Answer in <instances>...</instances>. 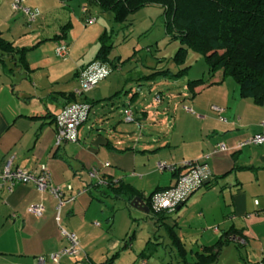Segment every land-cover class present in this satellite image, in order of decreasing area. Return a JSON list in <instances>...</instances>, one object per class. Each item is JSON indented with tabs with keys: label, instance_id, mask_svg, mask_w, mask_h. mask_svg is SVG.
Returning a JSON list of instances; mask_svg holds the SVG:
<instances>
[{
	"label": "crops",
	"instance_id": "obj_1",
	"mask_svg": "<svg viewBox=\"0 0 264 264\" xmlns=\"http://www.w3.org/2000/svg\"><path fill=\"white\" fill-rule=\"evenodd\" d=\"M14 1L0 0L2 36L16 46L33 48L39 42L32 46L16 43L15 37H22L27 31L17 24L16 18L26 15L21 10H13ZM22 4L37 12L35 22L39 15H52L60 8L58 0H24ZM27 55V71L30 72L33 69ZM74 79L78 80L77 77ZM191 79L196 78L188 80ZM204 79L206 81L192 90L188 88L187 80L183 86L182 109L176 103L171 111L167 105L162 115L155 110L149 117L151 111L131 107L134 98L128 96L120 111L126 122L135 121L139 126L138 112L143 118H151L146 135L133 137L129 129H120L106 113L98 116L103 123L97 125L94 120L87 124L88 112L87 119L77 127L78 139L58 144L55 122L52 121L67 103L64 93L75 90H60L55 96V91L47 92L39 78H26V84L22 78H0V172L9 159L13 167L34 172L40 165H46L50 171V185L62 190L60 225L74 232L80 240L77 255H63L57 263L51 261L50 253L67 246L56 222L57 198L49 190H38L31 182L16 183L9 189L0 179V264H37L40 256L45 258L44 264H162L151 257L153 254L139 255L151 237L136 249L133 230L128 241L125 236L121 246L122 242L112 229L114 215L106 217V212L96 203L101 198L92 191L96 182L89 176V170L96 168L100 176L128 183L147 196L156 188L174 185L177 174L186 170L181 164L192 160L207 165L211 173L207 179L209 185L204 183L172 211L180 213L182 222L178 217H167L170 220L164 221L166 225L154 222L157 230L163 228V237L169 238L166 226L174 228L186 248V261L188 252L193 253L195 259L196 252H202L204 246L212 245L224 238L225 233L234 231L231 242L222 248L214 263L217 264L223 255L232 254L231 264H238L241 254L230 250L231 244L238 243L246 247L247 258L250 253L257 259L255 264H262L264 146L239 148L237 144L251 135L264 133V105L241 97L239 85L233 78L221 79L218 72L217 78ZM111 82L112 78H104L97 90L96 86L90 90V97L83 95L89 103L100 100L92 105V109L102 108L105 104L115 106L114 99L122 95L119 90L114 91ZM53 83L54 80L48 79L49 88L55 87ZM155 97L159 104L163 103L162 93ZM185 108H191L192 112ZM124 110H131L133 121L126 120ZM120 132L126 133V139L118 135ZM219 143H223L226 150H219ZM160 161L177 167L178 172L165 169L159 173L157 164ZM68 185L71 189H67ZM100 195L107 196L104 191ZM70 197L74 199L70 200ZM116 200H122L124 208L131 206L126 199ZM32 204L44 207L41 216L28 212ZM128 226L126 220L123 227L127 229ZM187 241L198 244L199 248L189 249ZM127 248L130 250L124 253Z\"/></svg>",
	"mask_w": 264,
	"mask_h": 264
},
{
	"label": "rangeland",
	"instance_id": "obj_2",
	"mask_svg": "<svg viewBox=\"0 0 264 264\" xmlns=\"http://www.w3.org/2000/svg\"><path fill=\"white\" fill-rule=\"evenodd\" d=\"M84 2V0H70L68 2L58 0L60 8L55 10L52 15H39L36 22L37 12L35 11H33L34 18L32 21H28L26 16L19 15L16 18L17 24L22 29H26L27 33L22 37H15L17 39L16 43H27L32 46L33 43L39 42L27 53L33 71L29 72L22 67H15L12 60L7 58V67L13 66V72H5L0 64V78H22L23 84H26V78H39L47 92L54 90L55 96L60 90H79V81L74 79V72L76 70L83 72L94 65L99 47V36L103 31H107L111 36L110 40L113 42L109 57L111 59L116 58L118 63L115 67L108 62L105 63L109 71L105 78H112L111 84L114 91L119 90V94L122 96L115 98L113 101L115 106L118 105V108L112 107L110 104H105L99 109L96 107L91 108L87 124L94 122V120L97 121V125L103 123L98 116L101 113H106L111 121L118 124L120 129H129L131 131L130 135L141 137L148 133V123L151 118H143L141 113L138 112V116L141 118L140 126L135 121L126 122L120 109H122V103L128 101V96L135 93L131 107L151 111L149 117L155 110H159L157 114L162 115L163 109L167 105H169L171 111L175 108L176 103L182 109L181 102L184 101L183 86L189 78L218 77V72L212 75L208 74L203 56L192 50L189 51L184 64L189 66L187 72L181 76L173 75L177 72L179 66L171 60V57L180 43L171 41L166 36L162 7L158 5L142 7L130 14L128 21L119 23L114 20L112 11L103 10L97 5L85 9L82 7ZM88 13L91 14L88 15ZM88 17L95 18V21L88 23ZM68 22H71V26L67 28L65 25ZM64 27L67 29L66 37L53 39L52 36L59 34ZM14 33L16 34V29ZM59 44H65L68 48V56L65 59L54 53L55 47ZM166 70L169 72H165ZM48 79L54 80V88H49ZM100 83L101 80L95 85V90L99 88ZM91 93L92 91L89 90L84 92L83 95L90 97ZM157 93H162V104H159L158 99L155 97ZM55 111H57L56 107ZM118 135L123 137L122 139H126L125 132H120ZM133 143L134 145L137 144V142ZM158 172L161 173L160 170ZM85 179L88 180L87 177ZM92 191L101 198L96 203L106 212V217L111 214L114 215L112 229L119 237V242H122L121 246L124 245L125 236H127L128 241V236L134 230L136 233L133 240L135 248L142 247L146 239L151 237L147 253L153 254L151 257L162 264H192L194 262V255L191 252L187 254V263L180 262L169 238L163 237L165 230L162 228L158 231L148 213L133 206L124 208L122 200H116L110 196H101L100 194L106 191L104 187L96 188L92 186ZM179 215L180 213L177 211L169 213L167 216L176 219L178 217V221L182 222ZM166 219L167 221L170 220L169 218ZM126 220L129 222V228L127 229L123 227ZM197 245L194 242H186V246L193 251L199 248ZM128 250L130 249L127 248L124 253ZM230 250L241 254L239 256L242 257L237 259L238 264H255L257 260L251 257L250 253L249 257H246V247L244 245L231 244ZM232 256V254L223 255L217 264H231L233 261ZM136 264L138 263L136 262ZM210 264L216 263L212 262Z\"/></svg>",
	"mask_w": 264,
	"mask_h": 264
},
{
	"label": "trees",
	"instance_id": "obj_3",
	"mask_svg": "<svg viewBox=\"0 0 264 264\" xmlns=\"http://www.w3.org/2000/svg\"><path fill=\"white\" fill-rule=\"evenodd\" d=\"M91 4L103 10L112 11L114 20L119 23L128 21L130 14L142 7L149 5L162 7L165 34L171 41L180 43L171 57V60L179 66L173 75L181 76L187 72L189 66L184 64L189 51L192 50L203 56L209 75L219 72L221 79L233 78L239 85L241 97L249 98L257 105H264V0H86L83 7ZM70 26L71 22L65 25L67 28ZM65 27L53 39L65 38L67 34ZM110 39L111 36L107 31H103L99 36V47L94 61L101 64L108 62L115 67L118 61L116 58L109 57L113 47ZM30 49L32 48L16 46L5 39L0 31V64L5 72H13L14 69L13 66L7 67V58L12 60L15 67L29 69L26 54ZM79 74L80 71L76 70L73 76L78 78ZM204 81L206 80L202 77L191 79L187 81V86L192 90ZM83 94L84 92L76 91L64 93L67 102L65 106L76 102H86ZM134 97L135 93L130 98ZM99 101L86 103L91 109L92 105ZM56 116L52 122H55ZM178 170L176 167L173 173ZM208 185L209 183L205 184V186ZM100 186L93 185L96 188ZM166 188H156L145 196L128 183L107 179L104 193L115 199H126L128 204L134 197H141L149 207L148 216L153 219V222L166 225L164 221L170 211L154 210L150 204L151 196ZM166 228L175 251L187 263L184 243L172 226L167 225ZM232 233L234 231L225 233L224 238L221 237L214 244L204 246L202 252H196L193 264L215 262L222 248L231 242ZM149 242H146L143 252L139 255L147 254Z\"/></svg>",
	"mask_w": 264,
	"mask_h": 264
},
{
	"label": "built area",
	"instance_id": "obj_4",
	"mask_svg": "<svg viewBox=\"0 0 264 264\" xmlns=\"http://www.w3.org/2000/svg\"><path fill=\"white\" fill-rule=\"evenodd\" d=\"M24 0H15L12 4V8L15 11H22L29 21L34 18V13L25 7L22 2ZM95 18L89 17L88 23L94 21ZM55 54L60 58H66L68 55V48L66 45H59L55 49ZM109 71L106 64L95 63L85 71L80 72L79 90L77 93L87 92L94 88V86L108 75ZM90 109V105L86 102H76L65 106L56 116L55 128H56V140L60 144L63 141H76L78 139L77 127L83 123L87 117ZM187 111L192 112L191 108H185ZM216 110L220 108L214 107ZM126 120L133 121L132 113L130 110H125ZM247 145H263L264 146V133L254 134L250 137L240 141L237 147H243ZM218 149L226 150V146L223 143L218 144ZM108 165V163H105ZM181 166L186 170L181 172L177 176V180L174 185L154 193L151 196L150 204L154 210H168L174 211L178 206L183 204L189 196L198 188L204 185L205 181L210 178L211 173L206 164H200L197 161H184ZM160 171L165 169L175 171L176 167L160 161L157 164ZM89 176L95 180L96 184L105 186L107 185V179L100 176L96 168L89 170ZM0 179L3 183L8 185L11 189L16 183H33L38 190H49L51 194L58 200L56 222L59 225V229L62 237L67 241V246L59 251L52 252L48 255V258L57 263L59 258L63 255H77L80 251V240L78 236L60 225V206L62 203V190L60 187H52L50 185V171L46 165L42 164L37 171H29L24 168L13 167L11 159L7 160L0 172ZM67 189H71L68 185ZM73 200L74 197H70ZM44 207L41 204H32L28 207V212L39 217L43 214ZM240 243H244L240 240ZM45 258L43 256L38 257L37 264H44Z\"/></svg>",
	"mask_w": 264,
	"mask_h": 264
},
{
	"label": "water",
	"instance_id": "obj_5",
	"mask_svg": "<svg viewBox=\"0 0 264 264\" xmlns=\"http://www.w3.org/2000/svg\"><path fill=\"white\" fill-rule=\"evenodd\" d=\"M208 181L206 180L205 181V184L207 183ZM130 205L145 212V213H149V207L147 205V203L145 202V200H143L141 197L139 196H136L134 197L131 202H130Z\"/></svg>",
	"mask_w": 264,
	"mask_h": 264
}]
</instances>
